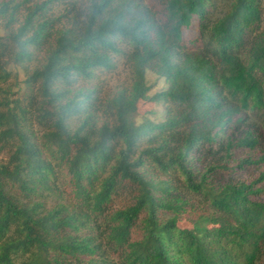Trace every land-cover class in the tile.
Listing matches in <instances>:
<instances>
[{
  "label": "trees",
  "instance_id": "1",
  "mask_svg": "<svg viewBox=\"0 0 264 264\" xmlns=\"http://www.w3.org/2000/svg\"><path fill=\"white\" fill-rule=\"evenodd\" d=\"M263 2L0 0V264H264Z\"/></svg>",
  "mask_w": 264,
  "mask_h": 264
},
{
  "label": "rangeland",
  "instance_id": "2",
  "mask_svg": "<svg viewBox=\"0 0 264 264\" xmlns=\"http://www.w3.org/2000/svg\"><path fill=\"white\" fill-rule=\"evenodd\" d=\"M84 1V0H83ZM264 6V2H263ZM128 78V68L124 62L123 58H119L118 68L111 73L104 75V81L110 86L116 82H123ZM146 108L143 107L141 111H144Z\"/></svg>",
  "mask_w": 264,
  "mask_h": 264
}]
</instances>
